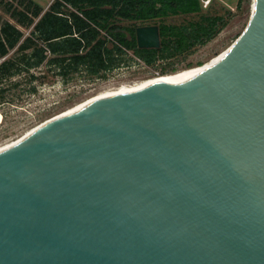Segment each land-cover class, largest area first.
Wrapping results in <instances>:
<instances>
[{"label":"water","instance_id":"1","mask_svg":"<svg viewBox=\"0 0 264 264\" xmlns=\"http://www.w3.org/2000/svg\"><path fill=\"white\" fill-rule=\"evenodd\" d=\"M136 38L161 47L158 25ZM0 264H264V0L202 72L0 150Z\"/></svg>","mask_w":264,"mask_h":264},{"label":"trees","instance_id":"2","mask_svg":"<svg viewBox=\"0 0 264 264\" xmlns=\"http://www.w3.org/2000/svg\"><path fill=\"white\" fill-rule=\"evenodd\" d=\"M232 16L218 0L207 7L202 0H52L48 7L0 0V95L19 87V77L33 92L35 81L51 77L107 78L131 63L130 52L149 67L185 60L216 39ZM146 25L159 26V49L138 47L136 29Z\"/></svg>","mask_w":264,"mask_h":264},{"label":"rangeland","instance_id":"3","mask_svg":"<svg viewBox=\"0 0 264 264\" xmlns=\"http://www.w3.org/2000/svg\"><path fill=\"white\" fill-rule=\"evenodd\" d=\"M36 1L48 7L52 0ZM218 1L233 14L228 26L216 39L198 48L185 60L173 61L170 64L161 62L155 67H149L130 52L131 63L114 70L107 78L91 79L84 73L66 82L60 76L51 77L46 82L35 81L33 85L37 86L36 92L31 91V85L25 77L16 78L22 81V84L19 87L7 89L4 96L0 95V146L24 137L42 123L99 93L122 85H133L153 78L159 79L210 63L233 46L242 35L249 22L253 4V0H244L239 9L237 8L239 0ZM45 70L43 67L34 72L40 75ZM164 70L166 72L162 75ZM5 87L7 88V85Z\"/></svg>","mask_w":264,"mask_h":264},{"label":"bare ground","instance_id":"4","mask_svg":"<svg viewBox=\"0 0 264 264\" xmlns=\"http://www.w3.org/2000/svg\"><path fill=\"white\" fill-rule=\"evenodd\" d=\"M231 46V45H230ZM232 47V46H231ZM230 47V48H231ZM230 48H228L226 51H224L223 53H221L219 56H217L215 59H213L210 63H207V64H205V65H202V66H199V67H194V68H191V69H186V70H182V71H179V72H176V73H173V74H170V75H167V76H165V77H162V78H153V79H150V80H145V81H141V82H139V83H135V84H133V85H122V86H120V87H117V88H115V89H121V88H131V89H133V90H139V91H141V90H144V89H146V88H148V87H150V86H152V85H155V84H157V83H165V82H167L168 80H170V79H172V78H174V77H176V76H184V75H191V74H196V73H199V72H202L203 70H205L206 68H208L209 66H211L212 64H214V63H216L218 60H220L226 53H227V51L230 49ZM115 89H112V90H115ZM110 91V90H109ZM108 91H105V92H102V93H99V94H97V95H95V96H93V97H91V98H89V99H87L86 101H84V102H82V103H79V104H77V105H75L74 107H72V108H70L69 110H67L66 112H64V113H62V114H60V115H58V116H61V115H65V114H69V113H71L72 111H74V110H76V109H78V108H80L81 106H83V105H85V104H87V103H89L90 101H92V100H94V99H96V98H98L99 96H101V95H103V94H105V93H107ZM57 117V116H56ZM51 120V119H50ZM40 126V125H39ZM38 127V126H37ZM36 127V128H37ZM35 129V128H34ZM33 129V130H34ZM33 130H31V131H33ZM30 131V132H31ZM29 132V133H30ZM28 133V134H29ZM27 135V134H26ZM23 138V137H22ZM22 138H19L18 140H15V141H13V142H10V143H8V144H6V145H3V146H0V150H2V149H5V148H7V147H9V146H12V145H14V144H16L18 141H20Z\"/></svg>","mask_w":264,"mask_h":264},{"label":"built area","instance_id":"5","mask_svg":"<svg viewBox=\"0 0 264 264\" xmlns=\"http://www.w3.org/2000/svg\"><path fill=\"white\" fill-rule=\"evenodd\" d=\"M211 1L212 0H202V2H203V4H204L205 7H207L210 4ZM139 61L142 62L141 60H139ZM118 69H121V68H118ZM158 75H160V74H158Z\"/></svg>","mask_w":264,"mask_h":264}]
</instances>
